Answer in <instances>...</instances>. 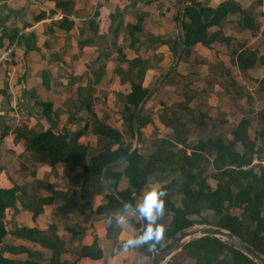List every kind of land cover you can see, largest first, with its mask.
<instances>
[{
	"label": "crops",
	"instance_id": "1",
	"mask_svg": "<svg viewBox=\"0 0 264 264\" xmlns=\"http://www.w3.org/2000/svg\"><path fill=\"white\" fill-rule=\"evenodd\" d=\"M58 1L0 0V57H6L0 63V188L20 187L16 200L6 207L7 234L0 247L8 259L22 263L50 264L55 260L70 264H146L149 255L143 245L123 247L135 236L136 214L114 213L116 217L124 214L126 220L114 235L108 236V220L96 208L105 202L109 189L100 191L93 176L78 179L75 172L81 168L72 172L67 163L52 167L42 161L39 155L27 151V138L22 133L51 129L70 138L81 132L77 142L96 153L99 140L91 131L92 112L125 133L122 106L131 91L130 62L137 58L149 62L145 79L148 86L150 79L157 80L171 67L172 51L160 40L182 38L179 20L186 0H61L69 2V11L58 7ZM198 1L213 8L233 1L247 10L257 24L256 31L243 27L239 14L232 15L220 31L234 39L233 45L242 43L244 48L256 49L259 56H264V0ZM136 24H141V29L129 28ZM218 46L224 47V58H217ZM227 49L221 43L212 48L198 44L193 63L180 61L178 70L188 77L194 71L199 89L212 82L200 99L208 104L229 96L232 106L243 98H254L263 101L256 110L264 108V83H258L264 80V65L248 69L252 80L245 79ZM216 67L221 69L219 74L213 72ZM231 77L236 86L230 85ZM219 80L228 84L227 89ZM160 85L145 108L159 130L167 131L159 118L161 103L172 105L183 97L177 93L174 81ZM237 86L241 90L246 87L248 97H235L230 88ZM38 101L51 104L49 116ZM146 129L149 139L150 125ZM127 187L123 179L119 190ZM42 198L52 201L41 203ZM23 227L53 230L46 235L51 241L34 242L16 236L14 231ZM181 248L163 264H192L177 254Z\"/></svg>",
	"mask_w": 264,
	"mask_h": 264
},
{
	"label": "trees",
	"instance_id": "2",
	"mask_svg": "<svg viewBox=\"0 0 264 264\" xmlns=\"http://www.w3.org/2000/svg\"><path fill=\"white\" fill-rule=\"evenodd\" d=\"M57 6L70 10L68 1L59 0ZM235 14L241 16L243 27L257 30V24L252 22L248 11L236 2L226 1L213 8L198 0H186L180 24L182 38L160 40L168 44L172 51L170 65L176 61L181 41L183 46L179 62L190 64L198 44L212 48L215 43H221L228 47L233 64L241 70L245 79L252 80L247 70L257 64L264 65V56H259L256 49L244 48L242 43L233 45L234 39L220 31ZM140 25L129 28L139 30ZM178 64L160 85H171L174 81L177 93L183 97L172 105L161 103L159 118L168 130H159L152 113L146 112L145 104L149 97L137 117L140 144L125 161L107 169L108 184L116 195L107 190L105 202L96 208V212L106 216L107 234L111 237L120 229L114 213L124 212L122 205L126 202L135 207L143 193L155 184L162 187L165 193L164 214L157 221L163 229L162 237L168 239L195 224H213L231 231L264 254V164L261 163L264 160V108L244 113L235 123H230L224 115L213 117L209 104L200 100L201 95L209 91L212 82H209V87L199 89L194 83L196 73L191 71L192 77L183 75L178 70ZM129 66L131 91L122 106L125 133L92 112L91 131L98 137V152L91 153L86 145L77 142L81 132L68 138V135L56 134L51 129L22 133L27 138V151L39 155L52 167L67 163L69 171L81 168L80 172H75L78 179L96 177L99 190H106L102 183L103 170L111 162L126 157L133 149L136 141L133 119L139 105L153 88L145 84L151 67L147 60L137 58ZM226 72L231 76V72ZM161 77L162 74L155 83ZM218 82L227 89L228 84L222 80ZM258 83L262 85L264 80ZM230 85H237L232 77ZM38 105L45 115L51 114L50 103L38 101ZM149 125L151 137L147 139L145 129ZM219 128L220 131H215ZM192 132H196L197 136L193 137ZM256 160L259 162L256 163ZM123 179L127 180L128 187L119 190ZM19 190L16 185L0 188V245L7 234L4 225L6 207L16 200ZM40 201L49 203L52 198ZM38 211L39 208L36 209ZM205 211L213 214H204ZM135 216L137 221L134 217L133 227L137 235L142 232L143 219ZM50 232L53 230L23 227L16 229L14 234L34 242H48L51 239L46 235ZM161 239L149 245L143 244L149 256L152 255L150 246L158 249L163 245ZM177 254L192 264H259L226 240L209 235L185 243ZM0 264L34 263L10 260L4 255V248L0 247ZM50 264L70 263L52 260Z\"/></svg>",
	"mask_w": 264,
	"mask_h": 264
},
{
	"label": "water",
	"instance_id": "3",
	"mask_svg": "<svg viewBox=\"0 0 264 264\" xmlns=\"http://www.w3.org/2000/svg\"><path fill=\"white\" fill-rule=\"evenodd\" d=\"M184 6L182 7L181 14H180V20L179 23L181 24L182 16H183V11H184ZM182 46H183V41H181L177 58L175 63L162 75L161 79L157 82V85L153 87L148 94L145 96L144 100L142 103L139 105L134 119H133V126H134V131L136 134V141H135V146L133 149L129 152V154L117 161H113L110 164H108L102 173V182L106 188H108L110 191H112L115 195L116 192L113 191L107 181L106 178V171L109 167H112L114 165H118L125 161V159L139 146L140 144V135H139V125H138V115L145 103V101L153 94L154 90L163 82V80L167 77V75L172 71V69L178 64L180 60V56L182 53ZM145 227V221H142V231ZM215 236L219 237L223 240H226L230 245L234 246L236 249L240 250L243 252L245 255L253 259L255 262L259 264H264V254L259 252L254 246L249 244L248 242L244 241L240 237L236 236L234 233L231 231L212 224H199V225H192L190 227L184 228L180 231H178L176 234L171 236L167 242H165L161 247L158 249H154L153 247L150 246V250L152 252V257L149 262V264H163L168 257L173 255L178 249H180L181 246H183L185 243L202 237V236ZM149 245V244H148Z\"/></svg>",
	"mask_w": 264,
	"mask_h": 264
},
{
	"label": "clouds",
	"instance_id": "4",
	"mask_svg": "<svg viewBox=\"0 0 264 264\" xmlns=\"http://www.w3.org/2000/svg\"><path fill=\"white\" fill-rule=\"evenodd\" d=\"M164 195L165 193L162 187L152 186L143 193L142 198L135 207L127 202L122 205L124 213H134L145 221L143 231L127 239L123 247H135L161 239L163 229L162 226L157 224V221L164 214ZM125 220L126 216L124 214L116 217V223L118 225H123Z\"/></svg>",
	"mask_w": 264,
	"mask_h": 264
},
{
	"label": "rangeland",
	"instance_id": "5",
	"mask_svg": "<svg viewBox=\"0 0 264 264\" xmlns=\"http://www.w3.org/2000/svg\"><path fill=\"white\" fill-rule=\"evenodd\" d=\"M227 51L229 52V49H227ZM216 52H217V58H220V57L224 58L225 57V49H224V47L218 46V48L216 49ZM220 70H221L220 68L216 67V70H213V72H216V74L217 73L219 74ZM225 77L226 76L224 75V78ZM155 79L156 78L150 79V83H149L150 86L155 84V81H156ZM224 82H226V81H224ZM230 91L235 95V97H238V98L239 97L242 98L243 96L248 97V95H249V92L246 89V87L244 88V90H241L238 87H231ZM158 96H159V94L155 95L154 99H156V101H157ZM243 99L244 100L242 102H239V104L235 103L232 106V102L233 101L231 100V97L226 96V98L223 99V101H221L219 103H211V104H209V106H210V114L213 117H215V118H217V117L220 118V116L224 115V116L228 117V119L232 120L231 121L232 123H235V121H237L239 119V117L241 115H243L244 113H250V110H252V109L256 110V108L261 107L263 105V101H261V100H254V98H252L250 100H247L245 98H243ZM169 101H171V100H169ZM150 103H151V101H150ZM239 106L241 108H239ZM145 130H147V129H145ZM220 130H221V128H219L218 130L216 129L215 131H220ZM150 131H148V132H150ZM148 132H147V134H148ZM195 135L197 136L196 132H192V136L194 137ZM211 182H212L213 185H215V182L213 180H211ZM204 214L212 215L213 213L211 211H205ZM195 225H199V224H195ZM168 239L165 238V237H162L161 241L164 244L165 242L168 241ZM151 257H152V255L149 256L146 264H149Z\"/></svg>",
	"mask_w": 264,
	"mask_h": 264
},
{
	"label": "built area",
	"instance_id": "6",
	"mask_svg": "<svg viewBox=\"0 0 264 264\" xmlns=\"http://www.w3.org/2000/svg\"><path fill=\"white\" fill-rule=\"evenodd\" d=\"M98 1H99V2H105V1H107V0H98ZM10 52H11V50H9V53H10ZM5 58H6L5 56H1V57H0V63H1V61H2L3 59H5ZM255 162L257 163V162H259V161L256 160ZM261 163L264 164V160L261 161Z\"/></svg>",
	"mask_w": 264,
	"mask_h": 264
}]
</instances>
